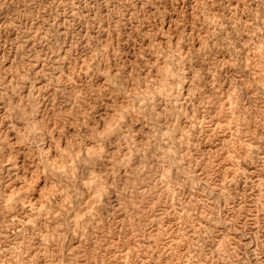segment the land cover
<instances>
[{"label": "rangeland", "instance_id": "1", "mask_svg": "<svg viewBox=\"0 0 264 264\" xmlns=\"http://www.w3.org/2000/svg\"><path fill=\"white\" fill-rule=\"evenodd\" d=\"M0 264H264V0H0Z\"/></svg>", "mask_w": 264, "mask_h": 264}]
</instances>
